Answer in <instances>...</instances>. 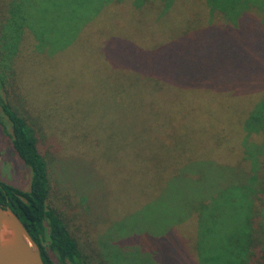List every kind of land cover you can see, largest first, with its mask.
Segmentation results:
<instances>
[{
  "label": "rangeland",
  "instance_id": "rangeland-1",
  "mask_svg": "<svg viewBox=\"0 0 264 264\" xmlns=\"http://www.w3.org/2000/svg\"><path fill=\"white\" fill-rule=\"evenodd\" d=\"M250 1L260 22L251 17L240 32H228L241 51L210 35L231 63L243 61L241 69L219 85L198 87L190 54L153 55L155 62L185 60L183 80L178 62L167 65L165 75L173 77L166 80L150 81L134 68L140 52L177 38L188 45L184 30L203 34V21L191 18L181 0L172 11L168 2L151 0L147 13L131 0L112 3L76 49H69L70 0H0V26L8 19L0 32V101L33 128L48 167V204L88 264H202L216 244H201L208 237L200 234H231V205H200L232 183L251 191L256 162L264 175V0ZM192 8L200 12L197 3ZM114 38L136 46L125 50L133 63L105 50ZM244 57L258 62L242 67ZM10 133L0 107V180L28 191L31 171L14 154Z\"/></svg>",
  "mask_w": 264,
  "mask_h": 264
},
{
  "label": "trees",
  "instance_id": "trees-1",
  "mask_svg": "<svg viewBox=\"0 0 264 264\" xmlns=\"http://www.w3.org/2000/svg\"><path fill=\"white\" fill-rule=\"evenodd\" d=\"M124 1L70 0L71 9L73 8L74 22L71 34L73 45L71 43L69 49H76L75 45L79 43L83 36L91 34L88 27L95 19V15L101 13L112 3L120 4ZM160 1L163 3L168 2L169 6L167 10L171 8L170 10L172 11L177 0ZM245 2L246 0H235L234 2H231V0H181V6L188 11V15L191 18L203 21L204 25L200 27L203 34L197 37L193 31L188 32L184 30L183 34L190 36L187 39L188 45H182L181 39L177 38L175 42L167 44L152 53L140 52L137 57L139 64L134 65V68L138 69L136 74H146L150 77V81H154L155 79L166 80L173 77L170 73L165 75L167 65L170 63L176 68V63L178 62V70L183 80L187 76L186 73L181 72V68H184L186 65L185 60H183L182 64L181 60L178 59L155 62L153 61V55L165 53L174 56L190 54L193 55L192 61L195 60L198 64L196 66V74L189 72L194 74L191 77L197 80V86L219 85L225 78V75L233 72L236 66L241 69L243 61L241 63H231L226 56L221 55L213 47L210 42V35L213 33L219 34L228 42L225 47H230L235 52H239L237 50L238 47L241 51L236 41L234 42V39L229 37L228 32L234 29L240 32V25L245 22V19L250 21L251 17L255 21L260 22V20H257L252 15L255 12L253 8L254 3L247 0L246 4L242 6L241 3ZM193 3L198 4L200 12L192 8ZM158 4L161 6L160 3ZM131 5L135 9L137 6H141L142 8L147 7L146 10L143 9L147 13L149 6L151 7L153 2L151 0H131ZM6 20L8 19H5L4 23L0 26V32L3 29V34L7 26ZM215 22L220 23L221 28L217 24L214 25ZM96 30L95 28L92 32L95 34ZM96 34L101 36L98 32ZM13 36L14 33H11V31L10 37L6 34L4 35V37H7L5 38L6 40L12 39ZM108 48H113L115 50L114 54H123V58L127 61V64L133 62L127 56L126 48L129 51L132 49L134 52L139 51L132 43L116 38L106 43L105 50ZM188 50L194 52H188ZM245 59L247 62H244L242 67L249 66L253 68L251 64L258 62L255 57ZM260 62L264 67L263 57ZM259 94H261L260 91H258V96ZM258 96L256 99H258ZM259 98V101L261 100L260 103L264 104V97L261 95ZM0 107L9 121L11 129L10 141L13 152L31 171V181L28 191H23L0 180V205L10 209L17 216L31 239L37 244L41 260L44 264H88L80 251L78 243L65 224L62 215L48 204L50 194L48 167L37 147V138L33 128L26 118L13 112L1 101ZM256 169L257 162L254 170L255 176H253L252 184L249 185L251 186V191L247 187L238 186L242 182L237 184L232 183L233 185H230L221 193H217L210 200L209 205L208 203L201 202L200 207L202 209L210 207L211 211L215 209L223 210L225 202L231 205L233 209V221L231 223L233 224V230L229 234L231 236H223L219 230L212 234H200V237H208L207 239L200 240L201 244L208 245L211 242L216 244L212 249V255L209 256V253L207 254L211 258L201 257L200 262L202 264H208V261H211L209 264H264V175ZM245 180H247V174L243 172L242 181L244 184ZM225 195H227L228 199L224 201ZM208 215L210 216L212 213L208 211ZM217 233L219 234L215 235Z\"/></svg>",
  "mask_w": 264,
  "mask_h": 264
},
{
  "label": "water",
  "instance_id": "water-1",
  "mask_svg": "<svg viewBox=\"0 0 264 264\" xmlns=\"http://www.w3.org/2000/svg\"><path fill=\"white\" fill-rule=\"evenodd\" d=\"M0 264H44L17 216L0 205Z\"/></svg>",
  "mask_w": 264,
  "mask_h": 264
}]
</instances>
